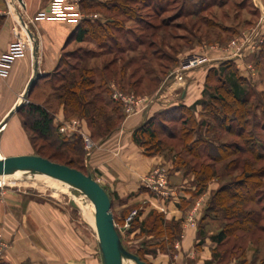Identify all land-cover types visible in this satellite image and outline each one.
I'll list each match as a JSON object with an SVG mask.
<instances>
[{"label": "rangeland", "instance_id": "1", "mask_svg": "<svg viewBox=\"0 0 264 264\" xmlns=\"http://www.w3.org/2000/svg\"><path fill=\"white\" fill-rule=\"evenodd\" d=\"M109 1L81 0L78 3V12L81 15L79 21L89 20L91 22L98 23L99 21L105 23L108 19H116L120 22V28L115 30L114 26H111L112 28L108 32L107 38L103 39L102 43L92 38H87L81 45L71 46L67 54L63 56V60L58 68V70H61L65 67L66 63H74L77 57L76 54L81 52L80 48L88 49L98 54L89 60L90 65L96 66L97 74H99L103 64L115 59L111 67L114 68L117 74L114 77V74L109 73L107 75L108 78L102 82L104 84L101 86V89L108 85L109 90L115 88L126 94L145 98L153 97L155 99V96L158 95L163 86L170 82L171 79L173 80L171 72L178 66L180 61L189 56L195 53L205 54L207 50H212L213 47L216 49L226 47L236 48L239 55H244V51L248 48L254 49L253 52H250L249 58L245 56L244 60L246 61L243 60L242 62L245 68L249 67L248 71L250 74L247 81L250 85L249 93L251 94L247 104L249 111L243 116V121L247 120L243 133L248 134V131L253 132L252 137L258 140L257 146H259L257 149L261 157L254 159L248 152H238L226 156L222 161L214 163L218 173L217 176L207 181V185H220L221 182L229 178L223 171L224 165L229 161L235 160V166L237 165L236 169L230 172V175L233 177L240 175L245 161L251 163L252 168L260 171L262 174L258 178L259 181L261 180V185L256 190L257 197L261 199V203L256 205L250 204V206L258 211L260 217L259 226L263 228L264 118L263 102L260 99L263 95L264 87L263 43H258L257 38L256 41L253 39L257 31V23L254 25L252 22L243 24V21H241L245 18L249 21L258 20L259 14L254 16L249 13L252 7H254L253 0H153L151 7L140 3L130 4L134 6L131 15L106 10L104 7L97 5V3ZM236 21L240 22L237 25L238 28H234ZM232 41L235 43L232 44ZM121 58L126 62L123 72ZM201 66L195 67L190 71H195V69ZM223 79L222 74L218 75V73H215L211 76L210 81L206 84V94L202 95L204 103L196 104V106L191 104L192 110L185 109L182 112L179 109L177 114L184 119L177 118L171 120L172 116L169 117L167 116L168 114H155L154 116L155 122L153 128L161 139L159 144L161 150L159 152L154 151L156 153L152 154L159 153L165 157V160H170L178 170L179 179L181 181L184 178L187 179L186 185L190 182L195 186L196 179L195 175L188 169L192 166L197 167V164L201 161L208 163L210 160L204 157H200V159L193 158L186 154L180 140L181 129L183 127L193 131L190 135L192 139L198 134L211 138L214 133H217L222 136L221 139L224 141L235 140L242 144V140L238 137L229 135L216 126L214 117L222 115L225 111L221 112V105L211 100L208 97V93L212 90V86L219 85ZM51 81L48 80L45 85L39 87L38 93L41 98H46V100L52 99L51 83L53 81ZM96 84L100 85L98 77L96 78ZM53 100L50 101L52 103L51 106L54 104ZM50 109V111H54V108ZM119 111L123 118L107 136L95 135L86 118L65 116V121L56 126V131L64 136L73 135L72 140L74 138L77 139V147L75 151L59 149L58 152L60 153L54 155L53 158L60 162L70 163V165L79 168L84 173L89 172L99 182L102 176L101 170L91 164L90 157L99 144L105 142L114 131L121 127L127 115H125L123 110L119 109ZM21 119L23 118L21 117ZM71 120H76L79 126L77 128L71 127ZM201 122L202 126H200ZM207 124H209V128H207ZM61 127L65 128L64 132L60 131ZM167 132L176 137L174 139L167 138ZM27 133H29L27 140L2 141L0 139V153L2 156H7L3 154L13 151L28 152L29 154L40 153L45 156L53 154V149L49 146V138L31 134L29 130H27ZM83 134L87 135L94 143V149L85 148ZM135 143L138 145L137 142ZM245 148L247 146L242 144V149ZM152 150L154 148L149 151ZM180 159L187 161L188 166H183ZM179 164L182 165L179 166ZM171 172V169L166 171L168 181ZM193 191L195 192L196 188ZM213 191H209V197ZM109 192L111 212L122 245L128 251L139 254L148 264H152V260L158 254L166 253L172 255V243L179 239L182 231L180 221H176L177 231L175 232L179 234V237L173 241H171L172 237L169 238L168 235L150 234L146 229L153 217L149 215L151 211L161 213L164 221L167 223L173 224L175 220L166 219L163 212L153 209L149 210L144 217H141L137 208L123 206L116 193L112 190ZM194 196H199V194H194ZM207 199H204L203 207H205ZM88 201L89 199L86 196L76 192L68 184L51 177L19 172L8 176L0 184V264H12L6 259V255L8 251L13 249L16 243L18 238L16 230L21 228L24 229L20 238V251H22L23 257L20 259L19 264H36L38 262L36 259L37 221L34 218L40 213L47 212L63 215L68 223L72 225L79 242L91 250L93 261L96 260L98 264H101L95 226L87 217V214H90V212L94 215V208L92 203H88ZM194 206L195 204L187 210V214ZM134 211L135 213H133ZM199 213L201 212L198 211V215ZM129 216H131V219L126 222ZM143 220L147 222L146 226L141 225ZM260 235L259 241L254 242ZM251 239L253 245L245 251V257L248 261L247 264H258L264 258V234L257 231L251 236ZM232 241L233 239L230 238L228 245ZM234 256L236 258L241 257L240 252H236ZM123 264L135 263L132 260L125 259L123 260Z\"/></svg>", "mask_w": 264, "mask_h": 264}, {"label": "crops", "instance_id": "2", "mask_svg": "<svg viewBox=\"0 0 264 264\" xmlns=\"http://www.w3.org/2000/svg\"><path fill=\"white\" fill-rule=\"evenodd\" d=\"M12 2L10 4L7 0H0V122L6 118L5 124L0 128L2 141H20L29 138V133L21 119V112L19 110L11 114L9 112L21 100L35 69L40 77L23 105L30 102L43 105L49 110L54 108V111H51L54 126L65 121L62 105L57 104L51 94L54 99V104L51 106L52 99L41 98L38 89L48 82L50 75L57 69L62 55L67 54L71 46H79L86 41L77 42L74 39L79 21L38 17L41 11L48 9L49 0H21V2L12 0ZM253 2L254 7L249 13L254 16L259 14L258 20L249 21L245 18L241 21L243 24L257 23V31L253 39L256 41L257 38L258 43H263L264 53V0H253ZM16 22L19 24L16 25ZM239 23L236 21L234 28H238ZM14 31H17L24 43V50L20 54L9 52V45L16 37ZM248 49L244 51V55H239L236 48L213 47L212 50H207L205 54L209 60L205 65L195 71L187 72L181 82L171 79L155 96L148 109L127 116L121 127L105 142L99 144L90 157L91 164L101 170L99 183L108 194L111 190L116 193L123 206L137 208L141 217L153 209L163 212L166 219L180 221L182 231L179 239L172 243V255L158 254L152 260V264H238L235 258L225 253L227 244L223 242L217 244L211 239V235L218 230L216 221L206 219L200 223V226L196 223L188 225L184 222L187 210L197 201L201 202L203 207L204 199L209 197V191L215 190L219 185L209 184L199 196H194L195 186L190 182L186 185L185 178L181 181L178 170L170 160H165L163 155L159 153L147 155L144 149L133 141L132 131L155 114L165 110L172 112V109L180 104L189 106L200 99L207 70L223 61H230L238 75L249 80V67L245 68L242 64L245 56L249 58L250 52L254 50ZM19 154L29 153L13 151L3 155ZM156 167H161L165 171L172 170L169 174L172 194L168 197H160L142 185L143 177ZM34 219L37 221L38 262L36 264H98L96 260L93 261L91 250L79 242L72 225L63 215L47 212L36 215ZM23 230V228L16 230L19 239L17 238L13 249L6 255V259L12 264H19L23 257L20 251Z\"/></svg>", "mask_w": 264, "mask_h": 264}, {"label": "trees", "instance_id": "3", "mask_svg": "<svg viewBox=\"0 0 264 264\" xmlns=\"http://www.w3.org/2000/svg\"><path fill=\"white\" fill-rule=\"evenodd\" d=\"M152 1L153 0H110L109 2L97 3V5L104 7L106 10L131 15L134 6L130 4L140 3L151 7ZM111 26H114V29L118 30V28H120V22L116 19H108L105 23L81 20L78 22L75 29L74 39L77 42H81L87 38H92L102 43L103 39L105 40V38H107L108 32L112 28ZM80 51V53L76 54L77 57L74 63H66L63 69L58 70L63 60L64 55H62L57 69L50 75L49 80L53 81H51L52 83L50 82L52 84L51 94L56 100V103L62 105L66 117L79 116L86 118L95 135L107 136L123 118L119 111L121 107L109 97L110 90L108 85L101 89V86L104 84L102 82H104V79L108 78L107 75L109 73L112 75L114 74V77L116 76L115 74H117L114 68L111 67L115 59L109 60L108 63L103 64L99 74H97L96 66L90 65L89 60L92 57H96L98 54L83 48H80ZM120 61L123 63L121 65L123 72V67L126 62H124L123 58H121ZM215 73H218V75L222 74L224 79L219 85L215 87L212 86V90L208 93V97L221 105V112L225 111L222 115H216L214 117L216 126L229 135L238 137L247 148L242 149V144L235 140L224 141L221 139L222 136L217 133H214L211 138H206L198 134L192 139L190 135L193 131L183 127L181 129L180 140L186 154L193 158L200 159V157H204L210 160L208 163L201 161L197 164L198 166L196 165L197 167L192 166L188 169L196 178L195 195L200 194V191L205 189L207 181L217 176L218 172L214 163L222 161L226 156L238 152H248L254 159L261 157L257 149L259 146H257L258 140L252 137L253 132L248 131V134L243 133L247 121H243V116L249 111L247 104L251 97L248 81L238 75L237 70L230 61H223L217 66L210 67L207 70L202 95L206 94V84ZM97 77L99 78L100 85L96 84ZM202 98L203 97L195 101L192 105L196 106V104H203L204 101ZM260 99L261 102H263L264 118V90ZM192 105L186 106L180 104L173 108L172 112L165 110L157 115L168 114L167 116H172L171 120L177 118L184 119L177 114L179 109L182 110V112L185 109L192 110ZM212 109L215 110L213 107ZM18 110L22 114L23 125L31 134L50 139L49 146L53 149V154L45 156L39 153L37 155L76 168L70 165V163L60 162L53 158L54 155L60 153L58 152L59 149L75 151L77 139L74 138L72 140L73 135L64 136L56 131V126L53 125V114L49 108L29 102L21 106ZM154 122V116H151L138 128L134 129L132 133V138L144 149L146 154L156 153L161 150L159 148L161 139L157 136L153 128ZM207 125V128H209V124ZM200 126H202V122ZM166 136L170 139L176 137L168 132ZM140 138L143 139L140 140ZM153 148L154 150L149 151ZM180 162L183 166H188L187 161L180 159ZM181 165L179 164V166ZM236 167L235 160L229 161L224 165L223 171L229 178L221 182L212 192L206 201L205 207H202L200 218L196 221V224L200 226V223L206 219L218 222V230L211 235V239L215 240L217 244H221L222 242L227 244L225 253L231 258H235L238 264H247L248 261L245 257V251L253 245L251 236L257 231L263 232L264 234V227L262 228L259 226L260 217L258 211L250 206V204L256 205L261 203V199L257 197L256 190H258V187L261 185V180L259 181L258 178L262 176V174L260 171L253 169L251 163L245 161L240 175L233 177L230 175V172L236 169ZM76 169L80 170L79 168ZM149 215L153 217L146 229L147 232L150 234L154 233L155 235H168L169 238L172 237L171 241L179 237V234L175 233L177 231L176 226L178 221H175L173 224L167 223L164 221L162 214L156 213L155 211H151ZM141 225L146 226L147 222L143 220ZM260 237L261 235L258 239L254 240V242L259 241ZM230 238H232L233 241L228 245ZM236 252H240L241 257L236 258L234 256ZM136 255H138L141 260L145 261L139 254ZM258 264H264V258L259 261Z\"/></svg>", "mask_w": 264, "mask_h": 264}, {"label": "water", "instance_id": "4", "mask_svg": "<svg viewBox=\"0 0 264 264\" xmlns=\"http://www.w3.org/2000/svg\"><path fill=\"white\" fill-rule=\"evenodd\" d=\"M12 4V0H7ZM21 2V0H18ZM30 37L32 34L29 31ZM40 74L35 69L19 103L9 114L17 111L24 103ZM6 118L0 122V128ZM14 172L41 174L60 180L71 186L76 192L86 196L94 208V226L98 239L101 264H123V260H132L135 264H147L138 255L128 251L121 242L111 212V200L104 187L91 174L52 161L37 154H19L0 158V176Z\"/></svg>", "mask_w": 264, "mask_h": 264}, {"label": "built area", "instance_id": "5", "mask_svg": "<svg viewBox=\"0 0 264 264\" xmlns=\"http://www.w3.org/2000/svg\"><path fill=\"white\" fill-rule=\"evenodd\" d=\"M81 0H49L48 9L41 11L38 17H50L54 19L68 20V21H79L81 15L78 12V3ZM19 22H16L18 25ZM15 39L9 45V52L11 54H20L24 50V43L17 33ZM235 42L232 41V44ZM207 55L203 53H195L188 58L180 61L178 66L171 72L173 81L181 82L185 79L187 72L191 69L201 66L208 62ZM109 97L112 101L119 104L121 109L124 111L125 115L129 116L135 113L143 112L149 108L153 103L154 98L149 97H139L133 94H126L121 91L111 88L109 91ZM79 123L76 120H71V127L77 128ZM60 131L64 132L65 128L61 127ZM83 141L85 148L94 149L95 145L90 140V138L83 134ZM142 185L147 189L151 190L153 193L160 197H168L172 194V189L170 187L169 181L166 176L165 169L157 167L146 174L142 179ZM201 202L197 201L193 209H191L185 218V223L188 225H195L198 211H200ZM135 213V211L133 212ZM131 216L127 218L128 222ZM178 242H176L177 244Z\"/></svg>", "mask_w": 264, "mask_h": 264}, {"label": "bare ground", "instance_id": "6", "mask_svg": "<svg viewBox=\"0 0 264 264\" xmlns=\"http://www.w3.org/2000/svg\"><path fill=\"white\" fill-rule=\"evenodd\" d=\"M3 156L1 155L0 153V158H2ZM14 173H17V172H14ZM14 173H11V174H7V175H1L0 176V184L3 183V181H5L7 179L8 176L14 174ZM19 173H24V172H19ZM38 175H41V174H38ZM45 176V175H44ZM48 177V176H47ZM88 203H90V201H88ZM87 213V212H86ZM87 217L90 219V221L94 224V215L90 212V214H87Z\"/></svg>", "mask_w": 264, "mask_h": 264}]
</instances>
